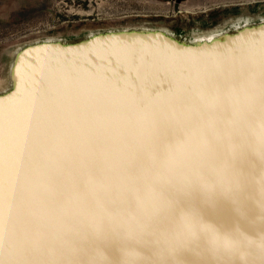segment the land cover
<instances>
[{
  "label": "water",
  "instance_id": "water-1",
  "mask_svg": "<svg viewBox=\"0 0 264 264\" xmlns=\"http://www.w3.org/2000/svg\"><path fill=\"white\" fill-rule=\"evenodd\" d=\"M258 28L248 39L239 37L243 30L235 31L236 36L224 37L227 42L222 47L195 53L154 32L104 36L62 49L47 44L25 50L17 90L2 107L3 215L12 218L7 228L11 240L6 242L15 247L21 241L43 239L44 233L33 232L31 223L58 219L42 207L41 199L54 198L56 190L38 179V137L49 136L51 130L43 99L46 83H62L59 107L64 126L51 135L58 148L66 149L71 137L107 134L115 138L134 122L142 125L153 107L170 102L164 94L152 97L147 77L131 71L132 50L169 63L222 67L224 53L241 46L258 53L264 47V33ZM78 66L81 79L74 84L68 73ZM125 70L127 76L122 75ZM98 98L111 110H99ZM186 111L187 119L197 122L195 127L159 129L156 140L167 146L187 137L209 162L199 171L159 183L155 194L162 206L133 215L135 226L112 212L84 213L75 226L58 225L46 249L52 264L60 260L66 264H208V258L216 257L226 260L210 259L213 264H264V106L259 90L255 95L235 89L201 92ZM204 225L216 226V234ZM56 241L67 255H57Z\"/></svg>",
  "mask_w": 264,
  "mask_h": 264
},
{
  "label": "snow or ice",
  "instance_id": "snow-or-ice-1",
  "mask_svg": "<svg viewBox=\"0 0 264 264\" xmlns=\"http://www.w3.org/2000/svg\"><path fill=\"white\" fill-rule=\"evenodd\" d=\"M194 55L205 58L199 53ZM222 55L225 62L222 67H215L169 63L132 50L131 71H138L142 78L147 77L146 87L152 97L164 94L170 102L147 111L142 125L134 122L122 135L115 138L107 134H93L87 139L71 137L66 141V149L58 148L51 138L64 126L63 112L59 107L62 83L59 80L46 83L43 99L51 116V130L49 136L38 137V179L55 188L54 198L41 199L42 207L58 219L55 223L47 218L31 223L33 232L44 233L43 239L21 241L15 247L6 242L11 240L7 228L12 218L9 215L5 219L3 215V169L0 167V264H52L46 256V249L53 242L56 227L60 224L75 226L84 213H116L135 226L133 215L139 216L162 206L155 194L159 183L199 171L208 163L207 154L187 137L181 136L179 141L164 146L157 142L156 132L159 129L195 127L197 122L187 119L186 110L195 104L201 92L235 89L255 95L258 89L259 101L264 106V47L255 53L241 46L231 54ZM92 72L96 74L95 69ZM68 75L74 84L78 82L81 79L79 66L70 69ZM122 75L127 76L128 70ZM10 98H0V133L3 129V101ZM97 107L103 112L111 110V105L99 98ZM140 107L144 109L145 105ZM18 184L17 179L13 192ZM12 203L14 197L10 208ZM55 248L58 256L67 255L59 241L55 242ZM57 264L66 262L60 260Z\"/></svg>",
  "mask_w": 264,
  "mask_h": 264
},
{
  "label": "rangeland",
  "instance_id": "rangeland-1",
  "mask_svg": "<svg viewBox=\"0 0 264 264\" xmlns=\"http://www.w3.org/2000/svg\"><path fill=\"white\" fill-rule=\"evenodd\" d=\"M263 23L264 0H185L179 5L172 0H0V98L17 90L16 72L26 55L21 54L35 45L77 46L108 33L166 31L188 46L194 36L221 30L223 46L224 37L236 36L235 31L247 35L246 27L252 34L260 26L264 33ZM203 227L216 234V226ZM210 259L207 263L213 264Z\"/></svg>",
  "mask_w": 264,
  "mask_h": 264
},
{
  "label": "bare ground",
  "instance_id": "bare-ground-1",
  "mask_svg": "<svg viewBox=\"0 0 264 264\" xmlns=\"http://www.w3.org/2000/svg\"><path fill=\"white\" fill-rule=\"evenodd\" d=\"M248 20V19H247ZM239 22V20H238ZM237 22V23H238ZM241 22V21H240ZM246 23V22H245ZM248 23V22H247ZM241 24V23H240ZM247 25V24H245ZM239 26V25H238ZM263 26H264V23H263ZM245 27V26H244ZM237 28V27H236ZM247 28V29H246ZM245 29L247 30V35H250L251 33H248V27H246ZM142 33V32H141ZM150 33H153V32H150ZM148 33V34H150ZM158 34L157 36H161V38H165V36H167V32L165 31H157V32H154L153 34ZM115 35H121V34H114V33H108L106 35H103V36H97V37H93L91 38V40H96L97 38L99 37H104V36H107L106 38L107 39H111L113 36ZM247 35H244V36H239L241 39H248L250 36H247ZM123 36V35H121ZM114 38V37H113ZM237 39V41L241 40V39ZM90 40V41H91ZM222 43H223V34H222V31L219 30V31H214V32H210L209 34L207 35H201V36H194V38H192L190 44L188 46H183L187 49L190 50V52L192 53H195L196 51H203V50H214V49H217L219 47H222ZM50 45V46H56V47H59V48H63L64 46L61 45V44H58V43H53V42H47L46 44L44 45ZM43 45V44H41ZM50 46H47V47H50ZM45 47V48H47ZM22 64V63H21ZM19 65V64H18ZM17 66V65H16ZM20 66V65H19ZM24 68V67H23ZM17 69V68H15ZM22 70V67L21 68H18V71L16 72V76L19 77L20 73L19 71ZM14 75V74H13ZM15 76V75H14ZM10 94V93H9ZM11 95V94H10ZM6 97V96H4ZM2 97V98H4ZM9 97V96H8Z\"/></svg>",
  "mask_w": 264,
  "mask_h": 264
},
{
  "label": "flooded vegetation",
  "instance_id": "flooded-vegetation-1",
  "mask_svg": "<svg viewBox=\"0 0 264 264\" xmlns=\"http://www.w3.org/2000/svg\"><path fill=\"white\" fill-rule=\"evenodd\" d=\"M174 3H175V0H172ZM185 1V0H184ZM181 3V2H180ZM176 4V3H175ZM176 5H179V4H176Z\"/></svg>",
  "mask_w": 264,
  "mask_h": 264
}]
</instances>
